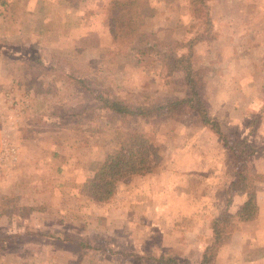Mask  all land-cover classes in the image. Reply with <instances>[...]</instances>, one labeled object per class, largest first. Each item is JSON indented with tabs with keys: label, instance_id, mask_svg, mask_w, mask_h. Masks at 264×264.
<instances>
[{
	"label": "rangeland",
	"instance_id": "374dc122",
	"mask_svg": "<svg viewBox=\"0 0 264 264\" xmlns=\"http://www.w3.org/2000/svg\"><path fill=\"white\" fill-rule=\"evenodd\" d=\"M7 1L0 0V141L14 135L18 151L0 179V254L8 255L0 264H42L26 256L46 247L59 264L64 252L65 264H160L165 257L198 264L235 179L227 147L194 115L123 119L95 99L182 95L183 86L159 77L158 59L197 34L191 0H141L156 14L145 20L134 49L121 52L110 38L112 0H40L38 21L28 10L33 2L21 8ZM207 4L213 29L196 46L204 102L232 137L244 135L262 111L253 140L264 149V0ZM62 27L67 36L57 34ZM123 130L148 137L150 171L121 181L111 201L93 202L84 186L95 164L117 151L115 133ZM252 166L261 176L255 217L240 222L245 199L233 196L228 212L236 217V239L222 244L215 264H264V153ZM18 191L28 204L22 209ZM38 192L53 209L28 207ZM45 218L54 226L35 225ZM11 222L20 228L8 240ZM54 230L47 246L44 232Z\"/></svg>",
	"mask_w": 264,
	"mask_h": 264
},
{
	"label": "trees",
	"instance_id": "16d2710c",
	"mask_svg": "<svg viewBox=\"0 0 264 264\" xmlns=\"http://www.w3.org/2000/svg\"><path fill=\"white\" fill-rule=\"evenodd\" d=\"M109 19L110 38L114 51L134 49L140 41L141 28L147 18L155 16V9L141 0H112ZM189 11L191 27L199 28L197 34L186 42L177 43L176 50L159 53L158 75L162 80L175 81L183 86L182 95L174 98H160L143 95L134 102L121 98L97 94L95 99L100 107L119 118H142L165 115L176 119L183 115H194L199 124L208 128L227 147L234 165V181L228 190L227 207L234 195L243 196L245 201L238 210L240 222L255 217L254 203L256 184L261 176L254 171L252 159L264 153V149L254 144L262 111L246 124L242 136L223 134L217 120L209 114L203 99L201 72L196 69L198 58L196 46L212 31L213 23L207 0H191ZM174 51V52H173ZM118 149L95 164L93 175L84 186V193L90 200L107 203L113 199L121 181L131 176H143L150 171L152 147L146 135L137 130H123L115 133ZM234 217L227 209L220 217L210 222L211 240L202 252L198 264H215L219 248L237 230ZM160 264H179L172 258L158 259Z\"/></svg>",
	"mask_w": 264,
	"mask_h": 264
},
{
	"label": "crops",
	"instance_id": "0c3cea01",
	"mask_svg": "<svg viewBox=\"0 0 264 264\" xmlns=\"http://www.w3.org/2000/svg\"><path fill=\"white\" fill-rule=\"evenodd\" d=\"M27 1H31V2H33L32 4H33V6H32V9H28L29 11H31V16L34 18H36L37 19V21L39 20L38 19V16L37 15H35L34 13H35V8H36V6H38L39 4H41V3H39V1L40 0H9V1H7L10 5H12L13 4V6H17V7H21V8H25L24 7V4H27ZM41 2V1H40ZM51 3H54L55 2V0H51L50 1ZM42 3H49V2H42ZM28 13H26V15H27ZM34 18V19H35ZM48 21V20H47ZM22 24H23V22H21ZM63 28V27H62ZM60 31H62V33L61 32H57V34H63V36H67L68 35V31L66 32L65 30H64V28L62 29V30H60ZM17 33H18V31H16ZM35 33H39L37 30H34V29H32V35H34ZM63 38H65V37H63ZM36 43L37 44H39V39H37L36 40ZM1 76H2V74H1ZM3 77V76H2ZM0 82H4L3 80H1V78H0ZM14 127L13 128H11L10 130H13V129H20V127H17V125L15 126V125H13ZM5 173V172H4ZM3 173V174H4ZM3 174L0 176V179H1V177L3 176ZM6 176H7V174H6ZM5 179V178H4ZM3 192H5V191H3ZM235 196V195H234ZM239 197H242L243 199H244V197L243 196H239V195H236V197L234 198V199H240ZM16 200L18 201V199H19V203L17 202L16 203V205H17V207H19V208H21L22 209V206L24 205V204H26V203H23V196H22V192L21 191H18V192H16ZM232 198H233V196H232ZM232 198H231V201H232ZM35 199H37L36 200V202L34 203L33 202V204H31L30 206H28V207H31V209L33 210V211H36V210H39V208H42L43 210H47V211H50L51 209H53V205H51L50 204V202L49 201H44V199H48V197H46V198H41L40 196H39V192L38 193H36L35 194ZM40 200V201H39ZM228 200V199H227ZM232 203V202H231ZM231 203H230V205H231ZM243 203V202H242ZM242 203H241V206H242ZM26 205H28V204H26ZM258 205V204H257ZM229 207L230 206H228L227 207V204H226V207H225V209H227V211L229 210ZM48 217V216H47ZM216 218H218V217H215L214 219H216ZM213 219V220H214ZM44 221H47V222H42L41 224H38V223H40V221H35V225H47V226H54L53 225V222H52V220H50V219H48V218H45L44 219ZM20 228V224L19 223H17V224H15V226L14 225H12V222H11V224H10V227L7 229L9 232H7V235H6V237H9L8 238V240H11V238L13 237V236H15V235H17V230ZM238 230V229H237ZM236 230V231H237ZM235 231V232H236ZM55 232V230L54 231H51V232H44V233H47V235H48V238H49V240L46 242H44L47 246L49 245V243H53L54 241L53 240H55L54 238H53V236H57V235H54L53 233ZM234 232V233H235ZM44 233H41L40 235H42V234H44ZM211 234V233H210ZM5 236V235H4ZM16 237V236H15ZM34 237H32L31 236V240L33 241L34 239H33ZM2 239V238H1ZM63 239V238H62ZM229 239L230 240H234V239H236L235 238V235H231L230 237H229ZM23 240V239H22ZM210 240H211V236H210ZM228 240V239H227ZM57 242V241H56ZM48 243V244H47ZM0 244H6V238L4 237V240L3 241H0ZM65 244V243H64ZM1 247H4V245H2ZM46 247V246H45ZM4 249V248H3ZM27 253H29V252H26V254ZM69 255V254H68ZM0 256L2 257V258H4V257H8V255L7 254H0ZM36 258L37 257V259L39 258L40 260H41V263L42 264H59V262H57V260H56V257H57V255H55V252L54 251H51L49 248H44L42 251H41V253L39 252V251H37V253L36 254H31V256H29L28 254H27V256H26V258ZM68 256H66V254H65V252L62 254V256H61V258L63 259V264H65V260H67L68 258H67ZM18 258V257H17ZM254 262H256V261H254ZM38 264V263H37ZM40 264V263H39Z\"/></svg>",
	"mask_w": 264,
	"mask_h": 264
},
{
	"label": "built area",
	"instance_id": "2783aa9c",
	"mask_svg": "<svg viewBox=\"0 0 264 264\" xmlns=\"http://www.w3.org/2000/svg\"><path fill=\"white\" fill-rule=\"evenodd\" d=\"M8 138L0 141V175L3 169L17 159L18 147L14 144L15 136L7 134Z\"/></svg>",
	"mask_w": 264,
	"mask_h": 264
}]
</instances>
